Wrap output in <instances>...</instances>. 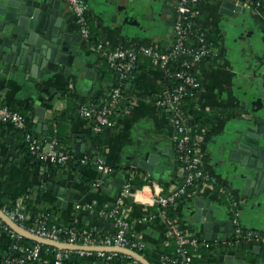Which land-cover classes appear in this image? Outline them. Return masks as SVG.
Wrapping results in <instances>:
<instances>
[{
	"label": "crops",
	"instance_id": "crops-1",
	"mask_svg": "<svg viewBox=\"0 0 264 264\" xmlns=\"http://www.w3.org/2000/svg\"><path fill=\"white\" fill-rule=\"evenodd\" d=\"M51 1L57 7V15L64 17L67 41L72 45L78 29L69 5L66 0ZM176 1L85 0L93 30L105 34L107 44L104 51H94L91 43L81 39L83 52L79 53L80 61L73 64L70 74L65 73L66 65L61 64L58 71L33 82L16 66L7 69L6 63L0 62V104L13 109L30 105L29 114L37 135L44 140L59 129L65 145L79 155L80 161L77 171L68 167L60 169L54 182L58 186L55 194L54 190H49V183L46 185V170L28 169L17 138L6 134L0 145V182L9 203L21 204L29 215L30 205L23 202L30 199L37 212H49L51 221L70 224L75 220L82 230H91L102 220L94 210L114 205L126 181L133 184L137 178L144 183L145 177L150 175L165 192L184 184L185 168L178 163L172 116L155 102L157 95L168 86L169 77L150 58L139 54L114 124L99 132L94 130L93 120L66 111L71 105L68 97L56 98L53 107L47 108L44 92L46 88L61 89L69 80L71 91L82 102L102 105L116 78L105 63L107 46L129 42L137 48L149 44L167 48L173 35L169 33L166 20L174 19ZM223 1L204 0L202 4L200 22L212 34L218 55L201 69L202 89L196 100L198 108L212 117L203 127L199 144L202 165L218 183H205L199 191L187 193L179 199L175 209L180 224L202 242L199 264H264V193L256 198L251 192L246 193L251 184L247 178L251 180V177L247 170L245 172L246 168L231 157L240 142L248 136H257L253 129L264 127V8L262 0H229L236 4L234 13L230 14L222 9ZM249 1H255V5ZM168 5L172 8L171 14L165 9ZM88 64L95 72L92 78L88 75L91 69ZM39 113H43L44 120L41 133L37 132L42 120ZM100 132L101 146L97 139ZM10 137L17 144L18 163L6 157ZM148 154L159 155L152 172L138 167L139 161ZM85 156L88 161L83 164L81 158ZM98 158L111 169L109 174L101 176ZM98 178L102 179V184L94 186ZM198 201L213 212L214 223L219 224L215 239L207 240L203 225L195 221ZM83 202H92L95 209L77 210L76 205ZM123 209L134 221L135 238L144 242L145 249L153 256L162 257L173 238L161 207H146L129 198ZM145 216L153 218L139 221ZM234 218L254 230L256 236L237 238ZM10 244V234L0 228V263L10 254ZM80 264L106 263L85 261Z\"/></svg>",
	"mask_w": 264,
	"mask_h": 264
},
{
	"label": "built area",
	"instance_id": "built-area-1",
	"mask_svg": "<svg viewBox=\"0 0 264 264\" xmlns=\"http://www.w3.org/2000/svg\"><path fill=\"white\" fill-rule=\"evenodd\" d=\"M67 1L76 17L83 40L90 43V28L87 18L88 7L85 0ZM201 13L202 5H200V0H177L174 4L173 38L167 48L163 49L149 44L135 49L133 46L125 47L123 44H118L114 50L105 53L109 63L115 66L119 72L116 86L111 89L104 103L97 108L95 105L88 103H83L79 107V114L93 120L94 130L97 132L102 131L105 127L112 126L114 124L113 117L125 98L124 85L137 66L139 54L150 58L152 63L163 69L168 77L180 81L179 84L172 86V88L168 87L164 90L161 97L156 100V105L172 114V122L176 133V150L185 168L184 184L174 191L165 192L148 175L145 177L143 185L138 187L135 192H132L134 188L132 182L126 181L122 187L120 196L110 209L106 207L98 208L100 215L114 219V231L107 235H100L94 232L93 229L81 230L76 224L72 223H50L49 213L44 215L40 213L36 214L33 223L27 226L26 222L29 219V215L22 208L21 204H16L14 208L4 207L1 209L9 219L16 222L26 231L53 242L81 247H121L138 251L145 248V243L130 237L134 221L128 217L123 209L130 196L133 198L131 199L132 201L146 207L158 205L166 209L171 205H176L179 199L187 194V188L193 186L197 180H203L208 184L218 183L215 176L204 169L200 154V141L192 144L191 128L188 126L180 109L181 100L187 95L188 87L200 88V91L202 89L201 82L194 74V68L200 66L209 58L218 55L215 44L208 39L209 31L200 22ZM106 44V41H104L97 46L91 45V48L94 51H102ZM174 61H178L179 66L175 70H171L170 65ZM0 119L11 121L20 129L26 128L25 116L7 105L0 104ZM25 142L30 152L42 161H52L65 165L73 158L71 151L60 149L57 146L56 139L46 142L37 134L27 132ZM87 161L88 157L81 158V163L84 164ZM96 162L99 165L101 176L111 172V169L102 158H98ZM101 184V178H98L94 182V186H101ZM76 209L94 210L95 204L92 202L78 203ZM150 218L152 219L153 216ZM150 218L145 216L139 221H148ZM1 222L6 224L5 230L10 234L11 239H20L22 237L0 215ZM168 223L172 232V238L176 240L178 253L184 256V260L190 261L191 255L202 245L200 238L173 220H168ZM233 225L234 234L239 239H251L256 236V232L244 227L238 218L233 219ZM11 248L15 251V255L18 256L15 262L19 264L33 263L41 260L42 249L39 243L34 246L15 243ZM54 252V264H66L72 253H77L80 256H89L96 253L98 256L108 259L122 254L116 251H93L83 248L70 250L56 247H54ZM127 256L133 259L132 264H143L138 259L130 255ZM178 262V258L172 260V264H178Z\"/></svg>",
	"mask_w": 264,
	"mask_h": 264
},
{
	"label": "water",
	"instance_id": "water-1",
	"mask_svg": "<svg viewBox=\"0 0 264 264\" xmlns=\"http://www.w3.org/2000/svg\"><path fill=\"white\" fill-rule=\"evenodd\" d=\"M243 2L247 0H241ZM264 1V0H262ZM251 5H255V1H249ZM0 62L6 63V68L16 66L26 74V77L36 82L39 77L49 75L54 71H58L61 64H65V73L70 74L73 64L80 61L79 56L83 50L81 49V33L75 36L73 44L67 41L64 23V17L57 15V7L53 6L51 0H0ZM169 14L172 8L168 5L165 7ZM222 9L225 12L233 14L236 4L224 0ZM263 12L262 9H260ZM169 33H173L174 19L171 17L166 20ZM168 43V41H167ZM89 67L92 65L88 64ZM94 70L91 69L88 75L92 78ZM41 110H44L41 108ZM42 120L39 121L37 132L41 133L43 127V113H39ZM257 136H248L245 141L238 144L237 148L232 152L231 157L235 162H240L248 171L247 178L250 186L247 188L248 195L258 197L264 193V127L258 126L252 130ZM10 146L6 157L18 163V153L16 151L17 144L13 143V138L8 139ZM78 149V148H77ZM174 156V154H173ZM159 155L148 154L141 159L138 167L145 171H153L154 164L158 161ZM108 185H105L107 188ZM120 186V185H119ZM138 186L132 189V192ZM58 186L53 182L49 183V190L57 193ZM130 199H133L130 196ZM198 209L195 221L203 225L206 233V239H215L219 231V224L214 223L213 212L206 210L202 202H196ZM0 215L4 221L22 236L33 240L37 243L52 246L61 249H87V250H103L116 251L130 255L138 259L143 264H151L144 256L134 250L121 247H81L76 245H68L60 242H53L40 238L22 228L16 222L6 216L0 209Z\"/></svg>",
	"mask_w": 264,
	"mask_h": 264
},
{
	"label": "trees",
	"instance_id": "trees-1",
	"mask_svg": "<svg viewBox=\"0 0 264 264\" xmlns=\"http://www.w3.org/2000/svg\"><path fill=\"white\" fill-rule=\"evenodd\" d=\"M203 1L204 0H200V5L203 4ZM260 3L263 5V8H264V2L261 1ZM87 18H88V24H89V28H90L89 41L93 46H97L98 44L105 41V39H106L105 34H103V33L101 34L100 32L93 30V26L91 24L92 17L89 14V12H87ZM208 39L213 41L214 44L216 43L214 41L211 33H208ZM123 45L125 47H132L133 46L135 49H138L142 46V45L141 46L139 45V47L137 48L129 42H123ZM116 47H117V44L112 45V46L111 45L107 46V52L109 53L111 50H114ZM102 51H104V49H102ZM138 60H139V58H138ZM212 60H213V58H209L206 62H204L200 66L194 68V74L198 78V80L201 82V85H202L201 69H202L203 65L211 64ZM105 63L108 66L109 72L111 74L116 75L115 83L111 87V89H112L114 86H116L117 77L119 75V72L115 66H112L109 63V61L107 60V57H106ZM178 66H179L178 61H174L170 65L171 70H175ZM168 79H169V84H168V86H166L162 90V92L164 90H166L168 87L172 88V86L180 83L179 80H176V79H173L170 77ZM128 81H129V79H127V81L124 85L125 92H127V82ZM199 91H200V88L188 87L187 95H185L182 98L181 104H180V109L182 111V114L185 117L188 126L191 128L192 144H196L197 142H199L203 127L205 125H207L212 119V117L210 116L209 113L200 110L197 106L196 100H197V96H198ZM44 92L47 95V101L45 103V106L47 108L53 107V104H54V101L56 100V98L68 97L70 102H71V105H69V107L66 111L71 112V115H74L75 113L79 114V107L81 104L84 103V102H82V100H80V98L75 93H73L71 91V88L69 85V80H68V82H66L65 86L61 89L51 90V89L46 88V89H44ZM162 92L157 95L155 102H156V100H158L161 97ZM95 107L97 108L98 106H95ZM14 109L21 112L25 116L26 128L20 129V128L16 127L13 122L3 121L0 119V145L5 141V135L6 134L14 135V137L17 138L18 143H19L20 153L22 155H24L25 166L30 170H35V169H39V168H44L46 170L44 172L45 173L44 177L46 179V185L48 183H51V182L54 183L55 182L56 177L58 175V172L62 168L68 167V168L72 169L73 171L78 170V168L80 166L79 155L77 153H75L71 149V147H68L67 145H65L66 142L64 141L63 137L61 136V133H59V129H58L57 133H54L53 135H51L50 138H45V139H49V141L52 139H56L57 146L60 149H66V150L71 151V153L73 154V158H71L67 162V164L61 165V164H57V163L52 162V161H42L39 158H37L35 155H33L30 152V150L27 146V143L25 142V135L27 132L37 134L35 129H34V124L32 122L31 116L29 114L30 105L27 104L22 108H14ZM171 116H172V114H171ZM113 119H114V117H113ZM101 134L102 133L100 132L97 135L98 143L100 146L103 143V141L101 140ZM178 155H179V153L177 152L178 163H180L184 166V164L180 161V158ZM133 184H137V185H139V187H141L143 185V183H141L140 180L137 178L134 179ZM204 184H205V182L203 180H197L193 186H190L187 188V191H188L187 193H194V192L199 191ZM215 185H216V183H215ZM23 203L30 205L29 219L26 222L27 226L31 225L33 223L36 214L40 213V214L44 215V214L49 213L48 211L37 212L36 207L33 204V201H31L30 199L24 200ZM15 206H16V204H14V203L12 204V203L8 202V196L5 193L3 184L0 182V209H3L4 207L14 208ZM106 208L110 209L111 206H108ZM161 209H162L163 213L165 214V217L168 220H173V221L177 222V224H180V219H179L177 211L175 209V205H171L166 209H163V208H161ZM94 211L99 214V212L97 210H94ZM100 216L102 217L101 223L98 227L93 229L94 232H96L100 235H107V234L112 233L114 231V227H115L114 219L110 218L108 216H102V215H100ZM50 223L60 224L58 222L51 221V219H50ZM71 223L76 224V221L72 220ZM5 225L6 224L4 222L0 223L1 230H5ZM79 229L82 230V228H79ZM130 237L133 239H136L132 232L130 233ZM15 243L21 244V245H26V246H34L37 244V242L30 240L24 236H22L20 239H11L10 248ZM177 248L178 247L176 244V240L173 239V242L171 243V245L168 246L167 249L165 250V252L162 256L163 258L153 256L150 253V251L145 249V248L139 249L137 252L140 253L142 256H144L151 264H172V260H175L177 258L179 261L178 264H199L198 253L200 252V248H198V250L195 251V253L191 255V260L188 262L186 260H184L183 255L178 253ZM41 249L42 250H41V260L40 261H46L48 264H54V257H55L54 247L41 244ZM17 258H18V256L15 255V251L11 248L10 254L6 258H4L0 264H19V263L15 262V260ZM85 261L86 262L102 261L106 264H113V263L114 264H132L133 259L130 258L129 256H127L126 254H123V253L118 254V255L112 257L111 259H108L106 257H100L96 253L89 255V256H80L77 253H72L70 258L66 261V264H80V263L85 262Z\"/></svg>",
	"mask_w": 264,
	"mask_h": 264
},
{
	"label": "flooded vegetation",
	"instance_id": "flooded-vegetation-1",
	"mask_svg": "<svg viewBox=\"0 0 264 264\" xmlns=\"http://www.w3.org/2000/svg\"><path fill=\"white\" fill-rule=\"evenodd\" d=\"M66 2H67L68 5H69V2H68L67 0H66ZM69 8H70V11H71L72 15L74 16V20H75V23H76V26H77L78 32L81 33V32H80L79 25H78V23H77V21H76V17H75V15L73 14L70 5H69ZM81 37H82V35H81ZM81 39H83V38H81Z\"/></svg>",
	"mask_w": 264,
	"mask_h": 264
}]
</instances>
